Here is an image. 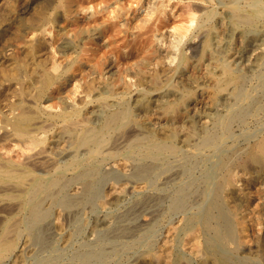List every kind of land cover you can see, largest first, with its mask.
Listing matches in <instances>:
<instances>
[{"label": "bare ground", "instance_id": "bare-ground-1", "mask_svg": "<svg viewBox=\"0 0 264 264\" xmlns=\"http://www.w3.org/2000/svg\"><path fill=\"white\" fill-rule=\"evenodd\" d=\"M220 2L224 6L222 10L219 9L218 7L219 4L218 5H215L214 3L212 4L211 0H154V2L151 3L150 5L152 6V8H154V10L162 12L164 17H166V10H164L166 6H170V9L172 10L174 14L186 13L190 18L188 20H191L192 23H196L195 32H192L189 35L182 34L180 43L177 42V44L179 43L178 47L174 45L175 48H177L176 51L172 49L173 51H175V54H176L175 55L176 64H174L173 62L169 60H162L160 63L157 61L159 66H158L157 71H155L157 73L153 77L154 81L152 80L153 85L143 88L142 91L140 92L141 94L137 98L134 96V98H136L134 103H130L128 100L126 101L123 97H121L119 100H114V98L112 99L110 97L109 99L108 98L109 95L106 96L107 95L106 93L108 92L107 90H103V91L98 90L99 94L102 96L96 99L97 101L100 100V102H98L97 104V109L93 110L92 112L88 110L91 114L87 118H85V120H81L83 122L78 121V118L77 120L74 119V117H76L78 114V110L75 108H71V110L69 111L65 110V111L59 112L60 110L59 111L54 110L55 108L53 109L49 104H47V102L46 104L43 102L45 105H41V103H39L38 101L39 98L43 100L41 96H43L46 93V91L50 88V86L60 77L61 75L60 71L63 70L61 68L59 71V67L55 62H53L52 66L50 67L47 66L46 59L48 58V56L46 57L44 56L47 55L48 52H46L45 54H44V51L42 52L41 46L45 44L44 43L45 37L41 33H34L31 37H28V39L26 40V45L24 46V51H23L24 55L23 57L19 59H16V60L13 59L12 57L13 50L10 49V47H8L7 50L5 49L6 52L2 54V63H8L7 66L9 65V70L8 71L6 70L7 71L6 74H8L9 79L11 78V80H14L15 83L21 84V90L17 91L18 97L16 101H12V100L10 101L8 99V100H5V102L2 103V105L0 104L1 106L0 111L5 112L4 131L0 134V264H24L23 261L25 260L27 252L31 250L30 248L31 243H37V244L44 245L47 242V238L45 237V234H44V228L47 224H50L54 228L58 229L63 235V237L66 240H69V238L72 237V233L71 232L67 233V231L64 230V224L62 222V218L65 217L66 215L72 214V212L74 211L77 205H82V203H88V202L92 203V201L94 200V197L97 194L98 182H100L103 178L101 168H103L102 164H104L106 160L109 159V160L118 161L120 156L122 157L124 153H127L128 154L127 157L131 159L130 163L115 162L109 169V172L120 171L123 175H127V176L134 174L141 179L142 177L146 178L152 172L153 167L155 170L156 167L161 166L160 169H158L157 177L161 179L170 178L172 174L171 169L168 166L166 167L164 166L165 164L169 163L170 158L172 156H175L177 154L179 155V153H181L180 148L178 146V143L180 141L187 146L186 150L188 151V153H190V155H192L193 159L188 163V166L186 168L188 179L187 180L185 179L184 181L178 183L174 190H172L170 193L168 192L169 193L167 195L168 210L171 212H176L177 214L178 213L181 214L180 215L181 216V226L180 227L183 230L189 231L194 234L197 233L198 231L202 233L203 244L202 243L200 244L203 245V249H202L203 252L202 251L201 252L202 254L206 253L208 255L209 263L211 262L212 264H254L251 262L243 261L242 259H239L238 257L235 256L236 253L240 249V243L242 242L241 235L243 236L244 234L245 236H247L249 231L247 230L246 225H242L241 227L238 228V225L242 224L243 218L233 215L232 213L228 211L229 209L227 208V201L229 200L228 199L229 196L234 194L233 192L237 189V181H240V180H237V178L239 177L233 170V163L242 158L246 159L247 161H251L252 164L253 163L258 164L260 162H263L264 160V120L259 122L260 124H258L259 127L257 130L253 128L256 131L253 130V132L250 133L249 140L251 141L249 142L248 140H246L247 143L248 142L249 143L242 149H237V147L234 146V144H229L228 139L229 138L232 139L233 137V134H232L233 124L241 123L245 125V123H247V120L249 119L248 115H250L251 105L260 101L259 96L261 94L258 97L257 95L253 94L255 86H253L252 89L246 87V83H248L249 81H252L253 79V76L252 75H251L252 77L248 76L250 73L247 74L246 72L247 70L248 71L251 70L250 68L252 67L255 68L254 66L262 68L260 70V72L262 73L259 76L260 78H259V83H258V89L259 91L263 92L262 96H264V0H228V1L222 0ZM32 6L34 8L33 4ZM63 7H64V4H63ZM152 8H151V13L152 12L154 13V10H152ZM53 10H56V9H53ZM5 15L7 16L8 14H5ZM146 16L148 17V15ZM142 21L143 23L146 24L148 23V21H151V20L150 19L148 20L146 18V19H142ZM44 25L45 24H43V26ZM187 27H190V26H187ZM219 28H222V30H220ZM183 29H187V28L183 27ZM44 31H45V28H44ZM189 32L191 31L189 30ZM94 33L95 32H92L90 33V35L93 36ZM184 33H186V31ZM237 36L242 41L241 46L239 48L238 47L236 48L233 46L234 45L233 39ZM158 39L160 43L157 41V39L156 41L157 43L160 44L159 46L164 47V37L163 38L160 37ZM74 43H76V41ZM5 46L6 45H4V47ZM52 47H53V44H52ZM79 48H80V45H79ZM74 49H75V46H74ZM65 51H66V48H65ZM52 54L50 53L49 55H52ZM172 55H174L173 52H172ZM54 56H57V55H54ZM158 57L160 56H156L155 59H157ZM188 61H191V63H194V66L198 64L202 65L205 70L204 74L203 73H202L203 75L200 74L201 76L198 78L190 77V75L188 76L187 74H185V72L187 71L185 68L186 66L185 64H187ZM111 68L113 67H110V69ZM154 69L156 68L154 67ZM146 70L147 69H145V71ZM144 73L147 74L148 72H144ZM138 74H140V72ZM177 74H181V76L179 77L181 81L183 82V85L174 83L173 77L176 76ZM193 75H194V72H193ZM29 78H32V79L35 78L37 79V82H38V85H36L37 86L36 92L34 94H31L33 90L29 92V86H28L30 82ZM57 81H60V80H57ZM95 84H96L95 81H90L86 85L82 84V87L85 90V91L83 90L82 91L84 93H87V92L90 93L91 90L94 89ZM79 86H78V91H79ZM140 86H142V84ZM32 87H34V85ZM108 87L110 88V86ZM127 87L129 86L127 85ZM10 88L11 87L7 88L6 91H4L6 92L5 94L9 92ZM155 88L156 90H153ZM82 91H79V92L82 93ZM112 91L110 90L109 92L111 93ZM195 91H198V93H200L201 100L199 98H198L199 100H197V98L194 97ZM60 94L62 95V92ZM23 95L27 101L22 98ZM81 95L83 96V93ZM82 99L84 98L82 97ZM70 100L65 101V103L69 107L72 106V102L74 101V100L72 101ZM60 107H56V108H60ZM65 109H67V107ZM151 109H155L156 112H158L162 116L161 122H159L156 125H153L151 122L145 120V118L141 117L138 113V111L147 113ZM178 110L183 111L185 113L181 121H178L177 120L178 118L176 119L174 115L175 112ZM100 113H102V121L99 123V125H92L91 123H89L93 116H96ZM43 118H47L48 120H57V121L60 120L62 122L61 125L58 126L59 129L57 128L58 130L54 134L55 140H54V144L52 143L53 145L46 144L45 143L46 139L38 134L43 129L42 123H41L44 121ZM45 127L47 128V126ZM127 127L134 128L138 133L134 135V137L129 141V143H127V146L124 149V151H119L117 149L112 150L111 148H109L108 146L113 141L112 140L113 134L114 135L117 134L118 138H120L122 137L121 134H123L124 131L126 132L125 129ZM52 131L53 130H51V132ZM247 133L248 132H246V134ZM127 134H126V137H127ZM45 136H47V134ZM63 136H67L71 139L73 138L74 142L77 143V148L73 149L68 154L67 158L56 159L55 158L56 156L54 157L52 155V151H53L52 149L53 147L58 146L59 143L61 145L62 142H59V141L60 139H62ZM128 136L130 137L132 135L130 134ZM11 140L13 141L15 140V142L17 141V143L14 144L13 149H11L12 148ZM122 141L124 142V140ZM40 144L41 146L36 150L35 148ZM79 148H82L83 152H80L78 150ZM64 149H65V146H64ZM205 151L211 152V157H213L212 162L208 161V162H211L210 167L208 169L205 168L206 170L201 176L203 179H201L200 177L194 178V173H195V168H196L194 159H196L195 158L196 156H199L200 154L202 155L203 153H205ZM176 158L177 157H175V159ZM203 159L204 158H202V160ZM180 172L182 174V171ZM199 173L200 171L198 172V174ZM248 173L250 175V172ZM144 180L145 179H143V181ZM201 181L204 182L205 184V187L203 186L204 187L203 195H201L202 201L199 202V204L194 205V203L191 202L192 194L190 193V185H193V184L202 185L200 184ZM77 183H80V186H78ZM152 183L153 182H151L150 184ZM166 186L167 185H165V187ZM131 190L135 192L137 190V187H130V185H115V184H111L109 186L110 194L117 198L123 197L125 192H128V191L130 192ZM160 198L161 197H159V199ZM132 199L134 200V198ZM126 201H128V199ZM255 202H257V200ZM105 203L107 202L106 201L101 202V204H104V205ZM243 204L241 203L239 205H243ZM148 205H150L149 202H148ZM232 205L233 206L231 207L234 208V203ZM131 208H132V204H131ZM245 208L247 209L246 206ZM53 212H55V215H56L55 218H52ZM160 216L162 215L160 214ZM254 216L256 217V215ZM124 217L125 216H123L122 218L124 219ZM253 218L252 220H254ZM257 220L259 221V219ZM112 223H114L113 220H112ZM150 231H152V229ZM185 231H183V233ZM178 232H179V227H178ZM80 234H82V232ZM153 235L154 234L152 233L151 236ZM176 235L177 234H175V236ZM257 235H259L258 232H257ZM145 239H142V240H144L145 242ZM133 240L135 239H132V241ZM124 241L126 240L124 239ZM81 242L83 241L81 240ZM142 242L143 241H141V243ZM249 242L250 241H248V243ZM246 244L247 243L245 242V245ZM181 245L180 247H182ZM192 246L193 245H191L190 247ZM253 247L254 246H252V248ZM80 248L81 246L78 249ZM143 248L145 247H142V248L140 247V250ZM182 250H183V247H182ZM129 251H131V249ZM100 252H101L100 246L96 248H89L83 253L75 254L69 264H75L76 260L78 261L82 260L83 264H98L103 261V258H105L103 255H101ZM114 253H115V258H116L118 254L116 255V252ZM163 253L167 254L168 256L170 255V257L166 260L165 264H191L190 260L187 257H185L184 254H181L183 252L180 253V251L179 252L173 251L168 246L164 248L158 247L156 250L150 251L147 254H149L150 256L159 257ZM193 254L195 256V253ZM136 256L138 257V254ZM68 257L69 256H67V258ZM58 258L60 259L61 257H58ZM107 258L108 256L106 257V260ZM126 258L128 257L126 256ZM205 258L207 257L205 256ZM110 259H112L111 256H110ZM51 261H48V262H51ZM29 263L30 262H28V264ZM102 263H104V261ZM202 263L204 264V262ZM36 264H46V263L42 262L41 260Z\"/></svg>", "mask_w": 264, "mask_h": 264}, {"label": "rangeland", "instance_id": "rangeland-1", "mask_svg": "<svg viewBox=\"0 0 264 264\" xmlns=\"http://www.w3.org/2000/svg\"><path fill=\"white\" fill-rule=\"evenodd\" d=\"M211 1H212V4L213 3L215 5L219 4L218 7L220 10H222V8H224L223 4H221V2H220L222 0H211ZM225 1H228V0H225ZM153 2H154V0H106V1L105 0H17V1L16 0H0V21H1L0 22V24H1L0 25V43H1L0 44V67L2 66L0 68V87H1L0 91H2V92H0V104L2 105V103H4L5 100H8V99L10 101L11 100L16 101V99L18 97L17 91L21 90V84L15 83V81L11 80V78L9 79L8 74H6L7 71L9 70V65L7 66L8 63H2V54L4 52H6L8 47H10V49L13 50L12 51V53H13L12 57L14 60L23 57V55H24L23 51H24V46L26 45V40L28 39V37H31L34 33H41L45 37V39H44L45 44L43 46H41V48H42V52L44 51V54L46 52H48L47 55L44 56V57L48 56V58L46 59L47 66L50 67V66H52L53 62H55L59 67V71L61 68L63 69L60 71L61 75L57 79L60 81L56 80L50 86V88L46 91V93L48 95L45 93L43 96H41V98H43V100L39 98L38 101H39V103H41V105H45L47 102V104H49L53 109L55 108L54 110H56V111L60 110L59 112H62L65 110L69 111V110H71V108H75L78 110V114L76 117H74V119L77 120V118H78V121H81V120H85V118H87L91 114L90 112L97 109V104H98V102H100V100L97 101L96 99H98L102 96L99 94V91L107 90L109 92L110 90L111 91L113 90L111 93L107 92L106 93L107 95L106 94L105 95L106 96L109 95L108 98L109 97L112 99L114 98V100H119L121 97H123L126 101L128 100L130 103H134L135 99L141 94L140 92L142 91L143 88L153 85V81H154L153 77L156 75L157 72H155V71H157L158 66H159L158 62L160 63L162 60H169V61L173 62L174 64H176L175 51L177 48H175V46L178 47V44L180 43V39L182 38L181 37L182 34H188L189 35L192 32H195V30H196L195 29L196 23H192L191 20H188L190 18L186 13L174 14L172 12V10L170 9V6H166L164 9V10H166V17H164L162 12L154 10V8H152V6L150 4ZM19 3H21V4H19ZM32 4L34 5V8H33ZM63 4H64V7H63ZM151 8H152V10H154V13L152 12L153 14L151 13ZM53 9H56V10H53ZM31 10H33V11H31ZM44 10H46V11H44ZM17 11H19V12H17ZM23 12H24V14H23ZM52 13H53V15H52ZM55 13L58 15H56ZM60 13H62V14H60ZM5 14H8V15L6 16ZM146 15H148V17H150V18H148ZM20 17H21V19H20ZM57 17H59V18H57ZM6 18L8 20L11 18L10 19L11 21L10 20L8 21ZM146 18L148 20L150 19L151 21H148V23L145 24V23H143L142 19H146ZM45 20L47 23L45 22ZM48 20H50V21H48ZM43 21H44V23H43ZM41 22H42V24H41ZM19 23H20V25H19ZM43 24H45V25L43 26ZM38 25L40 28L38 27ZM25 26H26V28H25ZM187 26H190V27H187ZM14 27H15V29H14ZM22 27H24V28H22ZM183 27H185L187 29H183ZM44 28H45V31H44ZM48 29L51 31H49ZM219 29L222 30V28H219ZM9 30L12 32H10ZM184 30L186 31V33H184L185 32ZM189 30L191 32H189ZM47 32H48V34H47ZM92 32H95L93 36L90 35V33H92ZM44 33H46V34H44ZM20 34H22L24 37ZM178 36H180V37H178ZM160 37H162V38L164 37V47L159 46L160 41L158 38H160ZM156 39L159 43H157ZM172 39L174 40V42ZM75 41H76V43H74ZM168 41H169V43H168ZM5 42H6V44H5ZM50 42H51V44H50ZM177 42H179V43L177 44ZM161 43H162V41H161ZM241 43H242V41L238 36L233 39V44H234L233 46L234 47L239 48L241 46ZM52 44H53V47H52ZM4 45H6V46L4 47ZM79 45H80V48H79ZM74 46H75V49H74ZM173 46H174V48H173ZM16 47H17V49H16ZM61 47H63V48H61ZM65 48H66V51H65ZM172 49L175 51H173ZM167 50L168 51L171 50V51L168 52ZM16 52H17V54H16ZM172 52L174 55H172ZM50 53L51 54L53 53V54L49 55ZM62 54H64V55H62ZM158 54H160V55H158ZM54 55H57V56H54ZM65 55H66V57H65ZM163 55H164V57H163ZM156 56H160V57L155 59ZM153 60H154V62H153ZM188 62H187V64H185L187 66V67L185 66V68L187 70V71L185 70L186 71L185 74H187L188 76L190 75V77H195V78H198L204 74L205 70H204V67L202 65L198 64V65L194 66V63H191V61H188ZM153 64H154V66H153ZM110 67H113V68L110 69ZM154 67L156 69H154ZM254 67L256 69L252 67V68H250L251 70H249V71L247 70V72H246L247 74L250 73L248 76H251V75L253 76L252 81H249L248 83H246V87L252 89L253 86H255L253 94L257 95V97H258L260 94H261L260 96L263 95L262 94L263 92L259 91V89H258V83H259V78H260L259 76L262 73V72H260V70L262 68L257 67V66H254ZM145 69H147V70L145 71ZM202 69H203V71H202ZM149 71H150V73H149ZM152 71H154V72H152ZM139 72H140V74H138ZM144 72H148V73L146 74ZM193 72H194L195 76L193 75ZM253 73H254V75H253ZM93 74H95V75H93ZM104 74H106V75H104ZM98 76H100V77H98ZM179 76H181V74H177L176 76H174L175 78L173 77V81L176 84L183 85V82L181 81ZM33 79L29 78L30 82L28 85L29 86V92H31L33 90L31 92V94H34L36 92V87H37L36 85H38L37 79H35V78H33ZM4 80H6V81H4ZM111 80H113V81H111ZM7 81H8V83H7ZM90 81H95V83H96L94 89H92L90 92L92 94H90L88 92L84 93L83 91H85V90L82 87V84L86 85ZM130 82H132V83H130ZM137 83H138V85H137ZM140 83L142 84L143 87L140 86L141 85ZM14 84H15V86H14ZM33 85H34V87H32ZM107 85L110 86V88ZM127 85L129 87H127ZM5 86L7 88L11 87L7 94H5L6 92H4L7 89ZM78 86H79V91L83 90L82 91L83 96L81 95L82 93L78 91ZM248 86H250V87H248ZM153 90H156V88ZM52 91H53V93H52ZM117 91H118V93H117ZM61 92H62V95L60 94ZM123 92H125V93H123ZM58 94H60V95H58ZM87 94H89V95H87ZM78 95H79V97H78ZM130 95H132V96H130ZM134 96L136 98H134ZM200 96L201 95H200V93H198V91L194 92V97L197 98V100H199V99L201 100ZM260 96H259L260 101L251 105L250 115H248L249 119L247 120V123H245V125L241 124V123H234L232 126L233 137H232V139L229 138L228 141H229V144H234V146H236L237 149H242L251 141V140H249L250 139V137H249L250 133L253 132V130L256 131L259 127V125H258V124H260L259 122L264 120V115H263V113H264V110H263L264 109V107H263L264 106V96H262V97H260ZM82 97L84 99H82ZM87 97L88 98L90 97L89 100ZM22 98L25 99L24 95ZM46 98H48V99H46ZM78 98H79V100H78ZM1 100H2V102H1ZM66 100H70V101L74 100L75 103H77V102L78 103L75 104L73 101L72 106L69 107L65 103ZM95 100H96V102H95ZM60 101H62V102H60ZM82 104H83V106H82ZM80 105H81V107H80ZM56 107H60V108H56ZM66 107H67V109H65ZM154 110L155 109H151L147 113H143V112L138 111V113L141 117L145 118V120L151 122L153 125H156L159 122H161L162 116L158 112H156V110L155 111ZM252 111H253V113H252ZM3 112L4 111H0V113H2V114H0V119H1L0 120V123H1L0 124V128H1L0 134L4 131V125H5V112L4 113ZM179 114L181 115V117ZM82 115L84 118L82 117ZM174 115H175L176 119L178 118L177 119L178 121H181V119L184 117L185 113L183 111L178 110L175 112ZM96 116H93L89 123H91L92 125H99V123L102 121V113H100ZM46 119L47 118H43L44 121L41 122L43 129L38 134L46 139L45 140L46 144H52V143L54 144V140H55L54 134H55V132H57V130L59 129L58 126H60L62 122L60 120L57 121V120H48V119L46 120ZM49 121L53 124V126ZM2 122H4V123H2ZM81 122H83V121H81ZM45 126H47V128ZM238 126H239V128H238ZM253 128H255L256 130ZM51 130H53V131L51 132ZM125 130H126V132L124 131L123 134H121L122 137L119 136L120 138H118L117 134H115V135L113 134L112 140L114 142L112 141V143L108 146L109 148H111L112 150L117 149L119 151H124V149L127 146V143H129V141L134 137V135H136L138 133L134 128H130V127H127ZM246 132H248V133L246 134ZM129 133L132 136L129 137L128 136V135H130ZM46 134H47V136H45ZM126 134H127L128 139L126 137ZM236 134H238V135L240 134V135L238 136ZM234 136H235V138H234ZM114 137H116V138H114ZM115 139H117V140H115ZM121 139L124 140V142ZM68 140H70V141H68ZM232 140H234V141H232ZM246 140H248L249 142L247 143ZM11 141H12L11 142V147H12L11 149H13V146L15 143H17V141L16 142H15V140L14 141L11 140ZM65 141H67V142H65ZM59 142H62L61 145L59 143L58 146L53 147V149H52L53 150L52 155L54 157L56 156L55 157L56 159L67 158L68 154L73 149L77 148V143L74 142L73 138L71 139L67 136H63ZM40 146H41V144L38 145L35 149L37 150ZM64 146H65V149H64ZM178 146L180 148L181 153H179V155L177 154L175 156H172L170 158L169 163L165 164V166H164V167L168 166L171 169V173H172L171 177L166 178V179H163V178L161 179V178L157 177L158 169H160L161 166L156 167L155 170L153 167L154 171L152 170V172L146 178L142 177L141 179L134 174L127 176V175H123L120 171L109 172V169L111 168V166L115 162H117V163H119V162L130 163L131 159H129V157H127V155H128L127 153H124L123 154L124 156L122 155L123 158L120 156L118 161L117 160L116 161L115 160H109V159L106 160L104 162V164H102L103 168H101L103 178L100 182H98L97 194L94 197V200L92 201V203L88 202V203H82V205H77L75 207L74 211L72 212V214L66 215L65 217L62 218V222L64 224V230L67 231V233L71 232L72 237H70L69 240H66L58 229L54 228L50 224H47L44 228V234H45V237L47 238V242L44 245L37 244V243H31V246H30L31 250L29 252H27V255H26L23 263L28 264V262H30L29 264H36L42 260V262H45L46 264L47 263L48 264L49 263L50 264L51 263L52 264H54V263L55 264L56 263L62 264L63 262H64L63 264H69L75 254L83 253L86 250H88L89 248H96V247L100 246V248H101L100 253H101V255H103L105 257V258H103V261L105 264L106 263H108V264H120V263L121 264H151V263H153V264H165L166 260L170 257V255L168 256L167 254L163 253V254H161V256L157 257V256H150L147 253H149L150 251L156 250L158 247L164 248V247L168 246L173 251H176V252L180 251V253L183 252L181 254H184V256L190 260L191 264L192 263L193 264H200L202 262H204V264L205 263L206 264H212L211 262L209 263L208 255L206 253L202 254V252H203L202 251V249H203L202 233L198 231L197 233L194 234V233H191L189 231L183 230L180 227L181 226V216H180L181 214H179V213L177 214L176 212H171L168 210L167 195L172 190L175 189V187L177 186L178 183L184 181L185 179L186 180L188 179V177H187L188 174L186 173L187 172L186 168L188 166V163L193 159L192 155H190V153H188V151L186 150L187 146L184 143H182L180 141L178 143ZM78 150L80 152H83L82 148H79ZM54 153L57 155H55ZM180 154H181V156H180ZM199 156H196L195 157L196 159H194V162L196 164L194 178L200 177L201 179H203L201 176L205 172V170L210 167V164L212 162L213 157H211V152H209V151H205V153H203L200 156L201 158ZM175 157H177V158L175 159ZM202 158H204V159L202 160ZM181 160H183V161H181ZM208 161H211V162H208ZM200 163H201V165H200ZM202 167H204V168H202ZM263 169H264V160H263V162H260L258 164L257 163L252 164L251 161H247L244 158L234 162L233 163V170L237 174V176L239 177V178H237V180H240V181H237V189L233 192L234 194L229 196L228 199L230 201L229 200L227 201V208L229 209L228 211L230 213H232L233 215H236V216L243 218L242 224H239L238 228L241 227L242 225H246L247 227L246 226L245 227L249 231L247 236H245L244 234H243V236L241 235L242 242L240 243V249L236 253L235 256L238 257L239 259H242L243 261L251 262L254 264H264V215H262V214H264V207H263L264 206V190H263L264 189V181H263L264 180V170ZM43 170H45V169H43ZM180 171H182V174ZM199 171H200V173L198 174ZM177 172H179V173H177ZM248 172H250V175ZM259 177H261V178H259ZM143 179H145L146 181L145 180L143 181ZM151 182H153V183L150 184ZM240 182H242V183H240ZM111 184L130 185V187H137V190L135 192L132 190L130 192L128 191L129 193L125 192L123 197L117 198V197H114L110 194L109 186ZM200 184H202V185H197V184L190 185V193L192 194L191 202L194 203V205L199 204V202L202 201L201 195H203L205 184L202 181L200 182ZM77 185L80 186V183H77ZM165 185H167V186L165 187ZM240 185L241 186L243 185V186L241 187ZM168 186H170V187H168ZM149 187H150V189H149ZM198 187H200V188H198ZM193 195H195V196H193ZM238 195H239V197H238ZM131 197L134 198V200ZM159 197H161V198L159 199ZM127 199H128V201H126ZM254 200L255 201L257 200V202H255ZM102 201H106L107 203H105V205L101 204ZM148 202L150 205H148ZM233 203H234V208L231 207V206H233L232 205ZM241 203L242 204L244 203V204L239 205ZM131 204H132V208H131ZM244 205L247 207V209L245 208ZM137 206H138V208H137ZM237 206L239 209L237 208ZM256 207H258V208H256ZM123 210H124V212H123ZM242 211H244V212H242ZM239 212H240V214H239ZM92 213H94V214H92ZM165 213H166V215H165ZM160 214L162 216H160ZM253 214L256 215L257 218ZM249 215H250V217H249ZM55 216H56L55 212H53L52 218H55ZM123 216H125L124 219L122 218ZM253 217H255V218H253ZM259 217H261V218H259ZM252 218L255 220V222H254V220H252ZM133 219H135V220H133ZM150 219H151V221H150ZM247 219H249V220H247ZM257 219H259V221ZM89 220H90V222H89ZM112 220L114 223H112ZM142 220H144V221H142ZM178 224H179V226H178ZM255 226H256V228H255ZM48 227H49V229H48ZM125 227L127 228V230ZM161 227H162V229H161ZM178 227H179V232H178ZM165 228H167V229H165ZM87 229H89V230H87ZM137 229H139V230H137ZM151 229H152V231H150ZM183 231H185V232L183 233ZM81 232H82V234H80ZM138 232H140V233H138ZM186 232H188V233H186ZM257 232L259 235H257ZM259 232H261V233H259ZM152 233L154 234L153 236H151ZM155 233H156V235H155ZM57 234H59V235H57ZM127 234L129 237L127 236ZM175 234H177V235L175 236ZM136 235H138V236H136ZM149 235H150V237H149ZM170 235H171V237H170ZM199 237H200V239H199ZM261 237H263V238H261ZM73 238H74V240H73ZM141 238L142 239L147 238V239H145V242H144V240H142ZM80 239L83 242H81ZM124 239L126 241H124ZM132 239H135V240L132 241ZM154 239H156V240H154ZM195 239H197V240H195ZM100 240H101V242H100ZM153 240H154V242H153ZM162 240L165 242H163ZM173 240H174V242H173ZM106 241H107V243H106ZM141 241H143V242L141 243ZM248 241H250L252 244L250 242L248 243ZM245 242L247 243L246 245H245ZM99 243H101V244H99ZM200 243H202V244H200ZM134 244H136V245H134ZM197 244H199V245H197ZM79 245L81 246L80 249H78L80 247ZM180 245L183 247L184 251L182 250V247H180ZM189 245L190 246L193 245V246L190 247ZM37 246H38V248H37ZM73 246H75V247H73ZM252 246H254V247L252 248ZM140 247L141 248L145 247V248L140 250ZM198 247H200V248H198ZM72 249H74V250H72ZM130 249H131V251H129ZM145 249H147V250H145ZM50 250H51V252H50ZM114 252H116V255L118 254L116 256V258H115ZM122 252H124V253H122ZM193 253H195V256ZM108 254H110V255H108ZM121 254H122V256H121ZM137 254H138V257L136 256ZM191 254H193V255H191ZM59 255H61V256H59ZM105 255L108 256L107 260H106L107 256H105ZM67 256H69L68 257L69 259L67 258ZM110 256L112 259H110ZM126 256L128 258H126ZM205 256L207 258H205ZM58 257H61V258L59 259ZM117 259H118V261H117ZM48 261H51V262H48ZM79 261L76 260L75 264H83L82 260H79ZM113 261H115V262H113ZM123 261H125V262H123ZM102 262H100V263L104 264ZM161 262H163V263H161ZM100 263H98V264H100Z\"/></svg>", "mask_w": 264, "mask_h": 264}]
</instances>
